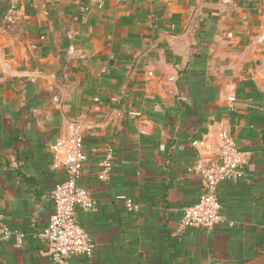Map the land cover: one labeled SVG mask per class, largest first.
Instances as JSON below:
<instances>
[{
  "label": "crops",
  "instance_id": "0c3cea01",
  "mask_svg": "<svg viewBox=\"0 0 264 264\" xmlns=\"http://www.w3.org/2000/svg\"><path fill=\"white\" fill-rule=\"evenodd\" d=\"M222 130L243 176L221 225L181 228ZM77 134L95 250L68 264H264V0H0V264H56L41 234Z\"/></svg>",
  "mask_w": 264,
  "mask_h": 264
},
{
  "label": "built area",
  "instance_id": "2783aa9c",
  "mask_svg": "<svg viewBox=\"0 0 264 264\" xmlns=\"http://www.w3.org/2000/svg\"><path fill=\"white\" fill-rule=\"evenodd\" d=\"M230 101L234 98L230 97ZM80 135L74 138L65 159L67 178L55 184L52 192L53 211L48 225L41 236L45 239L50 253V260L56 264H68L71 256H82L90 259L95 247L87 231L78 221L76 208L93 211L95 200L87 190L78 185L82 173L85 154L80 148ZM61 143H57L60 146ZM249 156L248 151L240 150L226 130L219 134L217 159L212 164L199 163L197 171L201 180V194L196 202L182 209L180 227H194L211 231L223 222L216 192L218 185L226 180L243 176L242 168ZM112 167V156L109 154L102 163L99 177L107 178ZM129 209L134 208L127 203ZM8 236L7 231L0 229V243Z\"/></svg>",
  "mask_w": 264,
  "mask_h": 264
},
{
  "label": "trees",
  "instance_id": "16d2710c",
  "mask_svg": "<svg viewBox=\"0 0 264 264\" xmlns=\"http://www.w3.org/2000/svg\"><path fill=\"white\" fill-rule=\"evenodd\" d=\"M242 172H243V171H242ZM241 177H242V176H241ZM263 178H264V177H263ZM234 179H235V178H234ZM78 185H79V184H78ZM79 186H80V185H79ZM80 187H81V186H80ZM199 196H200V195H199ZM216 196H217V192H216ZM217 200H218V202H219V205H220V212H221V204H220V201H219V199H218V196H217ZM77 208H79V207H77ZM77 208H76V209H77ZM76 216H77V215H76ZM80 259H81V262H83V259H84V258H83L82 256L80 257Z\"/></svg>",
  "mask_w": 264,
  "mask_h": 264
},
{
  "label": "water",
  "instance_id": "95a60500",
  "mask_svg": "<svg viewBox=\"0 0 264 264\" xmlns=\"http://www.w3.org/2000/svg\"><path fill=\"white\" fill-rule=\"evenodd\" d=\"M208 264H229V263H226V262H210Z\"/></svg>",
  "mask_w": 264,
  "mask_h": 264
}]
</instances>
